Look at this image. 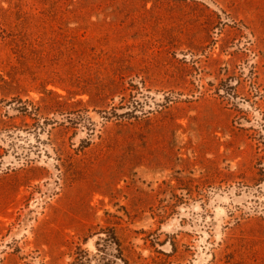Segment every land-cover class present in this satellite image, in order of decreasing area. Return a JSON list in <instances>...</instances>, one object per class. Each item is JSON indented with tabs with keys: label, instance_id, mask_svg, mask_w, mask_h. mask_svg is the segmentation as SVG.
<instances>
[{
	"label": "rangeland",
	"instance_id": "1",
	"mask_svg": "<svg viewBox=\"0 0 264 264\" xmlns=\"http://www.w3.org/2000/svg\"><path fill=\"white\" fill-rule=\"evenodd\" d=\"M0 264H264V0H0Z\"/></svg>",
	"mask_w": 264,
	"mask_h": 264
}]
</instances>
